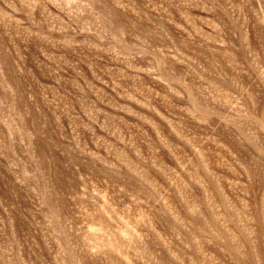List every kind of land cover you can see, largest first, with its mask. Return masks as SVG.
Masks as SVG:
<instances>
[{"label":"rangeland","instance_id":"1","mask_svg":"<svg viewBox=\"0 0 264 264\" xmlns=\"http://www.w3.org/2000/svg\"><path fill=\"white\" fill-rule=\"evenodd\" d=\"M0 264H264V0H0Z\"/></svg>","mask_w":264,"mask_h":264}]
</instances>
